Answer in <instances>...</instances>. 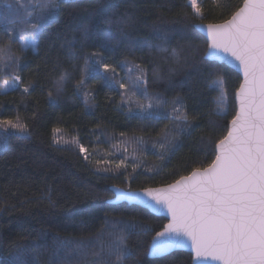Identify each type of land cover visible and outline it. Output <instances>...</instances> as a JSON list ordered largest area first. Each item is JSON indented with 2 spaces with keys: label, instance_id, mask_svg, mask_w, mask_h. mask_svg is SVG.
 Returning a JSON list of instances; mask_svg holds the SVG:
<instances>
[{
  "label": "trees",
  "instance_id": "16d2710c",
  "mask_svg": "<svg viewBox=\"0 0 264 264\" xmlns=\"http://www.w3.org/2000/svg\"><path fill=\"white\" fill-rule=\"evenodd\" d=\"M197 2L202 20L193 15L188 0H57L59 9L47 10L54 19L36 30L38 46L24 50L16 69L33 89L0 94V120L27 125L25 132L9 130L6 144L0 130V264H13L21 251L35 264H85L82 254L73 252L78 242H85L90 257L121 235L131 250L121 264H190L191 254L184 250L148 256L164 217L107 199L110 186L136 190L165 185L210 164L216 141L226 134L240 77L204 57L207 41L193 26L226 20L235 7L225 5L240 6L242 0ZM22 3L31 6L30 0H0V45L9 41L4 28L25 17ZM11 49L21 54L18 43ZM86 57H91L87 63ZM104 63L116 69L115 80L123 83L129 82L130 66L139 65L132 76L142 74L144 80L121 90L111 73L103 78ZM62 76L66 83L58 93ZM221 76L226 116L217 115L219 90L209 87ZM5 79L9 76L0 75V82ZM49 91L54 101L48 99ZM156 96L161 103L151 114L137 106ZM176 107L188 116L182 133L175 131L178 122L167 118ZM79 144L87 149V159ZM121 160L125 166L117 169ZM63 241L71 247L62 249ZM115 260L113 254L110 264Z\"/></svg>",
  "mask_w": 264,
  "mask_h": 264
},
{
  "label": "snow or ice",
  "instance_id": "6c2138e0",
  "mask_svg": "<svg viewBox=\"0 0 264 264\" xmlns=\"http://www.w3.org/2000/svg\"><path fill=\"white\" fill-rule=\"evenodd\" d=\"M188 2L193 15L202 20L204 14L197 0ZM30 5L22 3L25 17L10 22L12 26H6L3 30L9 41L0 45V75H8L9 79L0 82V94L17 87L30 92L34 87L31 82L25 86L23 77L16 69L20 67L24 50L38 46L36 30L43 22L54 19L47 10L59 9V3L57 0H30ZM225 7H235L229 19L223 23L206 25L208 48L217 54L226 53L238 61L243 80L235 89L237 109L228 122L227 134L215 143V158L206 166L194 167L188 175L181 176L165 187L145 188L140 192L116 188L114 196L117 200L141 201L149 210L157 207L167 210L171 219L163 231L157 232L154 237V248L157 250L182 247L187 241L196 257L211 256L222 264H264V0H243L240 6ZM17 25L22 27L16 29ZM12 43L19 44L20 55L12 52ZM173 55L178 54L174 51ZM90 59L86 57V63ZM89 67L94 68L95 65ZM100 67L105 73L103 78L107 79L106 74L111 73L112 80L121 90L127 91L144 80L142 74L132 76L133 72L140 71L139 65L130 66L128 83L115 80L117 73L111 64L104 63ZM64 83L66 78L62 76L57 81L58 93ZM225 83L221 76L212 81L209 87L219 90L217 115L226 116L228 99ZM82 84L83 78L77 82V89ZM89 95L86 93L85 99ZM144 95L147 96V93ZM48 99H56L51 91L48 92ZM160 103L159 96L148 97V103L138 102L137 106L142 112L151 114L154 106ZM175 103L180 104V98ZM167 118L178 122L176 132L187 130L184 125L188 123V116L181 108H173ZM16 119L18 121L19 117ZM12 129L25 132L27 125L10 119L0 120L5 144L7 134ZM163 135H168L167 125ZM175 139L172 137L173 141ZM57 142L69 143L61 140ZM72 143H76L75 138ZM78 147L87 159L85 146L79 144ZM159 147L166 149L165 144ZM99 163L101 161H97ZM124 166V160L116 163L117 169ZM149 227L141 225L145 231ZM159 237L163 239L156 240ZM85 246V242L80 241L73 249V252L82 254L85 264H110L113 254L116 260L112 264H121L124 257L131 255L123 235L118 236L106 249L101 246L90 257L85 252ZM60 247L70 248L71 242L63 241ZM26 255L19 252L13 264H35L34 259H25Z\"/></svg>",
  "mask_w": 264,
  "mask_h": 264
},
{
  "label": "water",
  "instance_id": "95a60500",
  "mask_svg": "<svg viewBox=\"0 0 264 264\" xmlns=\"http://www.w3.org/2000/svg\"><path fill=\"white\" fill-rule=\"evenodd\" d=\"M242 2H243V0H242ZM242 2H241V4H242ZM229 18H227V19H229ZM216 23H223V21L216 22ZM216 23H212V24H216ZM207 24H209V23H198V24L195 25V29L200 34H202L204 36V38L206 39V41H207V47H206V51L204 53V57L206 59L210 60V61H216V62H219V63H223L226 66H228L231 69H233L239 75V77H240V82H239V84H240L241 81L243 80V73H242V71L240 70V68L238 66V61H235L234 58L229 57L228 54H226V53L219 52L217 54L215 50H210L208 48L209 40H208V36H207V31H206V25ZM238 87H239V85H238ZM234 102H235V112H236L237 103H236V100H235V92H234ZM234 115H235V113H234ZM227 130H228V126H227ZM226 134H227V131H226ZM214 149H215V146H214ZM214 158H215V156H214ZM173 182H171L169 184H172ZM169 184L160 185V186H154V187H147V188H162V187H165V186H167ZM116 188L125 190V189H123L121 187H118V186H110V191L112 192V196L109 199H107V202L108 203L117 204V203H120V202H126L128 204H135V205L141 206L143 208H146V207L143 206V204H142L141 201L117 200L115 198V196H114V191H115ZM141 190H143V189H136V190H131V191L140 192ZM125 191H128V190H125ZM147 210H149V209H147ZM149 211L151 213L155 214V215L162 216V217H164L166 219L163 227L160 230H158L157 232L163 231L164 226L166 224H168L169 221H170V219H171V217L167 213V210L165 208L157 207L155 210H149ZM156 233L153 235V237L151 238L150 243H149L148 256H150V257H160V256L166 255V254H168V253H170L172 251L184 250V251H187V252H189L191 254V262H190V264H222L221 261L214 260L211 256L196 257L195 254L193 253L192 249H191L190 243L187 242V241L184 243V245L182 247H174V248H168V249H165V250H157V249L154 248V244L156 242V241H154V237H156ZM162 239H163V237L156 238V240H162Z\"/></svg>",
  "mask_w": 264,
  "mask_h": 264
}]
</instances>
